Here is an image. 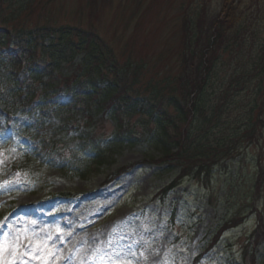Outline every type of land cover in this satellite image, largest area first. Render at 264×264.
Returning a JSON list of instances; mask_svg holds the SVG:
<instances>
[{
    "label": "rangeland",
    "instance_id": "1",
    "mask_svg": "<svg viewBox=\"0 0 264 264\" xmlns=\"http://www.w3.org/2000/svg\"><path fill=\"white\" fill-rule=\"evenodd\" d=\"M187 1L5 0L0 20L14 17L9 25L30 27L66 23L93 27L126 56L153 63L151 74L161 77L176 72L180 6ZM209 1L216 8L218 0ZM241 1L243 15L253 25H244L239 35L243 34L247 47L264 43V0ZM219 53L222 62H235L230 49ZM241 95L244 105L251 94L243 91ZM204 99L211 103L207 94ZM101 114L91 120L74 115L71 127L56 121L40 137L58 140L56 147L61 151L64 144L78 141L77 127L81 131L83 124L91 125ZM241 115L244 118V111ZM139 120L138 116L123 118L135 130ZM227 124L228 136L237 130L238 137L244 127L234 118ZM260 130L263 133L256 141L231 139L228 145L236 147L235 151L214 166L208 180L184 177L165 193L161 190L178 170L146 162L151 156L158 158L160 152L144 145L124 148L110 165L90 163L94 169L85 179L70 177L43 159L22 156L24 150L12 142L3 145L0 185L7 186L0 187V242L7 236L9 250L17 247L16 257L8 255V259L18 264L23 245L30 243L40 247L26 253L21 264H242V249L259 219L264 230V176L254 187L264 171V130ZM95 131L107 137L113 131L112 122L95 124ZM129 165H133L130 170L106 181ZM240 219L208 248L218 226ZM36 251L41 253L39 259ZM263 259L261 243L255 264H263Z\"/></svg>",
    "mask_w": 264,
    "mask_h": 264
},
{
    "label": "trees",
    "instance_id": "2",
    "mask_svg": "<svg viewBox=\"0 0 264 264\" xmlns=\"http://www.w3.org/2000/svg\"><path fill=\"white\" fill-rule=\"evenodd\" d=\"M241 3L218 0L216 8L209 0L183 3L176 72L161 77L151 74L153 63L126 56L93 27L68 23L30 27L9 25L14 17L0 20V147L12 142L24 156L85 179L94 169L90 163L110 165L124 148L144 145L160 152L146 162L178 170L162 192L184 177L208 180L214 166L235 151L228 145L231 139L256 141L264 130V43L247 47L239 35L244 25H253L243 15ZM221 49H230L235 62L219 60ZM243 91L251 94L244 105ZM205 94L211 103L205 102ZM98 112H102L98 120L83 124L81 131L77 127L78 141L64 144L61 151L58 140L40 137L56 121L71 127L74 115L91 120ZM131 116L140 118L139 129L123 121ZM233 118L244 126L238 137L237 130L228 136L225 129ZM106 120L112 122L113 131L102 137L95 124ZM53 154L51 161L48 157ZM132 167H121L106 181ZM263 176L264 171L255 188ZM240 222L218 226L208 247ZM261 243L264 230L259 219L242 249V264H255Z\"/></svg>",
    "mask_w": 264,
    "mask_h": 264
},
{
    "label": "snow or ice",
    "instance_id": "3",
    "mask_svg": "<svg viewBox=\"0 0 264 264\" xmlns=\"http://www.w3.org/2000/svg\"><path fill=\"white\" fill-rule=\"evenodd\" d=\"M7 185H0V187H6ZM2 223V222H0ZM8 237L5 236L3 242H0V264H13L12 260L8 259V255L12 257H16L17 254V247H13L11 250H9L7 246ZM109 243H112L111 241ZM39 245L33 246L30 243L24 244L22 247V251H20V262L18 264H21L23 257L26 253L33 252L35 249L39 248ZM7 254V255H6ZM41 253L39 251L35 252V256L37 259L40 258ZM28 259H33V256L29 255ZM111 259V257L109 258Z\"/></svg>",
    "mask_w": 264,
    "mask_h": 264
}]
</instances>
